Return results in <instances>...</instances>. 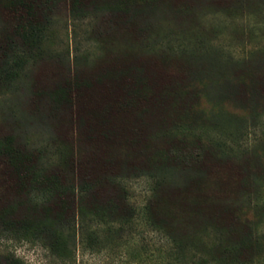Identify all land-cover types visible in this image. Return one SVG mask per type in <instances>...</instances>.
I'll use <instances>...</instances> for the list:
<instances>
[{
    "label": "rangeland",
    "instance_id": "1",
    "mask_svg": "<svg viewBox=\"0 0 264 264\" xmlns=\"http://www.w3.org/2000/svg\"><path fill=\"white\" fill-rule=\"evenodd\" d=\"M81 2L79 17L71 0L47 11L57 39L50 55L30 62L29 92L0 85V137L40 150L42 167L75 185L96 186L81 203L86 216L74 224L69 258L5 233L0 254L24 264H264V211L251 224L261 255L226 260L213 249L247 229L231 224L228 202L264 201V177L251 168L264 158L262 107L256 97L246 112L239 102L222 107L219 82L244 64H264V0ZM21 12L0 7V48ZM202 76L204 111L193 114L183 89ZM66 82L70 98L57 110L38 94ZM18 182L0 160V207L26 204L29 186ZM105 197L130 207L126 223L93 213ZM164 230L189 235L179 255Z\"/></svg>",
    "mask_w": 264,
    "mask_h": 264
},
{
    "label": "trees",
    "instance_id": "2",
    "mask_svg": "<svg viewBox=\"0 0 264 264\" xmlns=\"http://www.w3.org/2000/svg\"><path fill=\"white\" fill-rule=\"evenodd\" d=\"M71 1L70 11L74 16L79 17L83 12L82 2ZM58 3L59 0H0V7L22 10L16 16L10 34L6 35L7 40L0 48V85H20L27 93L29 92L26 80L29 79L27 75L30 62L46 54L50 55L49 45L56 43L57 32L46 15H48L47 11L55 8ZM229 75L231 74L219 77V82L224 87L220 93L222 107L229 106L225 104L227 101L239 102L240 109L246 112L254 108L251 100L256 97L259 103H256L255 109L261 110L262 107L260 113H264V64L255 68L247 63L241 66V71L235 74V77ZM205 78L191 82L183 89L193 97L192 103L189 104L193 114L204 111L205 100L202 96L203 86L200 83L205 82ZM70 89V83L66 82L64 85H57L53 90L40 89L38 94H46V98L52 103L51 107L57 110L59 105L69 101ZM17 138L9 134L0 137V160L16 175L20 186H29L24 189L27 202L26 204L20 202L18 206L0 207V235L5 233L16 241L32 243L42 241L58 257L69 258L70 242L77 233L74 224L77 222V225L81 226L86 216L81 203L96 184L82 181V185L77 186L73 181H68L58 168L50 172L40 164V150L26 147ZM251 168L254 170L257 168L259 175L264 177V158L256 155ZM183 170H186V167H183ZM30 188L40 190V195L31 196ZM103 200L98 202L97 206L94 205L95 215L101 218L106 216L115 225L124 224L129 220L130 207L121 209V201L116 198L105 197ZM93 202H96V199ZM74 207L77 209L78 221L71 220ZM145 207L149 205L146 204ZM228 211L231 213L232 225L244 226L247 229L242 234L222 238L214 243L213 249L218 253L219 259L240 260L243 257L252 258L261 255L263 240L257 232L252 231L251 224L253 215L264 211V201L245 198L241 202H228ZM149 225L163 232L155 221L149 222ZM169 234L166 233L168 247L173 250V255H179L181 244L189 235L184 236L183 232H169ZM0 256V264H24L21 258L13 254H0Z\"/></svg>",
    "mask_w": 264,
    "mask_h": 264
}]
</instances>
